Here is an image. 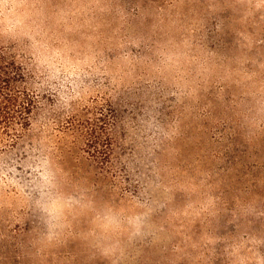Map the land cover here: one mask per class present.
Returning a JSON list of instances; mask_svg holds the SVG:
<instances>
[{"label":"rangeland","instance_id":"obj_1","mask_svg":"<svg viewBox=\"0 0 264 264\" xmlns=\"http://www.w3.org/2000/svg\"><path fill=\"white\" fill-rule=\"evenodd\" d=\"M143 1L0 0L34 106L0 150V237L28 240L22 264H158L172 245L176 264H264V183L258 204L214 158L229 116L264 127V0Z\"/></svg>","mask_w":264,"mask_h":264},{"label":"trees","instance_id":"obj_2","mask_svg":"<svg viewBox=\"0 0 264 264\" xmlns=\"http://www.w3.org/2000/svg\"><path fill=\"white\" fill-rule=\"evenodd\" d=\"M97 3L109 8V12H115V10L123 12L124 4L121 0H97ZM153 3L154 0H145L139 7L143 9L146 7L145 5H151ZM241 31V28L235 29V32L240 33ZM253 35L254 34L250 37ZM220 46L228 51L237 50L233 45H228L226 42L220 43ZM25 77V69L22 68L18 57L10 52V50H7V48L0 47V150L12 147L14 142L20 140L24 136L25 130L28 127V115L34 106L32 104L33 97L28 95L25 89L19 85V82H23ZM220 98L221 97H214L210 103L219 104L221 102ZM234 105L235 104L232 103L223 105L221 108L222 116H226L230 110H234ZM228 119L235 124V127L225 134L222 140L227 141V145H225L223 151L218 152L217 150L214 158L217 161L226 158L227 161L224 173L228 175L231 182L237 184H241L242 182L245 183L244 195L256 199L259 204L262 193L260 188L262 186L261 184L264 183V176H261V173L264 171V127H258L255 130L240 122V119L236 116H229ZM217 123L220 122L217 120ZM107 134L108 133H106L107 140L105 139L107 142L103 146L105 150L102 152L104 167L102 168L103 179L106 182L110 180L108 174H110L109 176L112 178L111 173L115 161L113 152L109 147L110 143H108L109 138ZM218 142L219 141L216 140L215 145ZM115 180H118V177H115ZM255 207L257 206H253V208ZM0 238H5L4 247L0 246V255L3 261H7L10 253L14 251L18 252L16 259L19 263L17 264H22L26 256L30 255L24 252L26 249V241L28 240L9 236ZM5 247L7 248V252H2L3 249H6ZM180 249L181 247L176 245L168 246V248L163 251V260L157 263L163 264V262L169 261L172 264H176L177 262H172V260L175 261V259L172 258L171 255L174 254L172 253L173 250ZM216 255L218 254L214 256ZM176 256L178 259V255ZM214 256L212 260L209 261L210 264H213V260L217 259L214 258ZM190 258H192V255ZM0 264H9V262H1Z\"/></svg>","mask_w":264,"mask_h":264}]
</instances>
